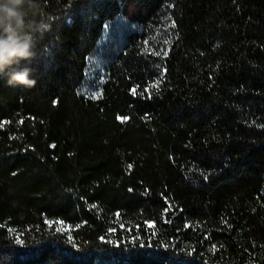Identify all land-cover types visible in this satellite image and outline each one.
<instances>
[{"label": "trees", "instance_id": "16d2710c", "mask_svg": "<svg viewBox=\"0 0 264 264\" xmlns=\"http://www.w3.org/2000/svg\"><path fill=\"white\" fill-rule=\"evenodd\" d=\"M40 3L0 264H264V0Z\"/></svg>", "mask_w": 264, "mask_h": 264}, {"label": "clouds", "instance_id": "9594fccd", "mask_svg": "<svg viewBox=\"0 0 264 264\" xmlns=\"http://www.w3.org/2000/svg\"><path fill=\"white\" fill-rule=\"evenodd\" d=\"M43 15L40 0H0V75L9 85L32 88L37 80L30 61L44 31L37 17Z\"/></svg>", "mask_w": 264, "mask_h": 264}, {"label": "snow or ice", "instance_id": "6c2138e0", "mask_svg": "<svg viewBox=\"0 0 264 264\" xmlns=\"http://www.w3.org/2000/svg\"><path fill=\"white\" fill-rule=\"evenodd\" d=\"M121 119H126V117H123V118H121Z\"/></svg>", "mask_w": 264, "mask_h": 264}]
</instances>
